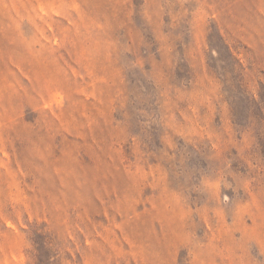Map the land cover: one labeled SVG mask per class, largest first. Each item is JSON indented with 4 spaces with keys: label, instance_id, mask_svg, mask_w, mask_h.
<instances>
[{
    "label": "rangeland",
    "instance_id": "rangeland-1",
    "mask_svg": "<svg viewBox=\"0 0 264 264\" xmlns=\"http://www.w3.org/2000/svg\"><path fill=\"white\" fill-rule=\"evenodd\" d=\"M0 264H264V0H0Z\"/></svg>",
    "mask_w": 264,
    "mask_h": 264
}]
</instances>
